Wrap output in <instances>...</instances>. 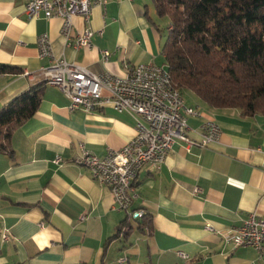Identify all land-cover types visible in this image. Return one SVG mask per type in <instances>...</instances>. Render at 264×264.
<instances>
[{"label":"crops","instance_id":"1","mask_svg":"<svg viewBox=\"0 0 264 264\" xmlns=\"http://www.w3.org/2000/svg\"><path fill=\"white\" fill-rule=\"evenodd\" d=\"M26 2L0 0V64L21 69L0 73V108L43 82L40 68L49 61L38 55L41 34L54 57L94 73L123 75L147 62L164 66L165 35L151 0H107L88 22L75 16L71 36L94 32L92 47L78 49L65 47L60 18H29ZM103 49L110 52L107 62ZM181 94L186 105L217 122L219 138L205 147L175 142L159 167L143 166L132 182L131 205L143 216L132 219L73 160L79 143L98 156L120 149L135 134L134 118L110 106L70 110L59 88L43 83L37 110L11 135L12 154L0 152V264H264V251L230 242L248 214L264 216V115ZM202 121L188 117L190 137H200Z\"/></svg>","mask_w":264,"mask_h":264},{"label":"built area","instance_id":"2","mask_svg":"<svg viewBox=\"0 0 264 264\" xmlns=\"http://www.w3.org/2000/svg\"><path fill=\"white\" fill-rule=\"evenodd\" d=\"M106 2L27 0L25 12L29 18H60V34L65 47L89 48L92 47L93 30L86 28L71 36L73 18L81 16L88 22L92 9L104 7ZM97 32L101 34V30ZM36 44L39 57L49 61L48 65L40 68L42 79L46 80V84L59 88L68 99L70 110L81 108L92 111L110 106L118 112H128L134 118L135 134L120 149H109L103 156H98L79 143L78 153L73 160L78 165L80 161H88V169L94 170L92 178L106 186L112 194L114 208L125 211L132 219L139 218L140 210L131 206L136 197L132 182L143 166L159 167L175 142H182L188 148L205 147L218 140L220 127L213 118L205 117L197 108L178 104V99L166 97L169 88L165 87L162 78V65L147 62L131 66L127 72L135 73V67H143V72L149 74V81L137 80V74L135 80H127V72L123 75L109 71L94 73L64 57H54L47 34L39 35ZM100 52L102 60L107 62L110 52L106 49ZM190 116L203 118L198 139L188 134L187 119ZM59 161L61 158L57 156L55 162ZM208 229L211 228L208 226ZM232 232L230 242L233 246H249L259 253L264 251V216L252 212ZM6 237V233H3L2 239Z\"/></svg>","mask_w":264,"mask_h":264},{"label":"trees","instance_id":"3","mask_svg":"<svg viewBox=\"0 0 264 264\" xmlns=\"http://www.w3.org/2000/svg\"><path fill=\"white\" fill-rule=\"evenodd\" d=\"M151 1L156 16L167 20L161 51L171 86L210 107L264 115V0ZM19 72L0 64V73ZM43 83L0 108V152L12 154L11 135L37 110Z\"/></svg>","mask_w":264,"mask_h":264},{"label":"bare ground","instance_id":"4","mask_svg":"<svg viewBox=\"0 0 264 264\" xmlns=\"http://www.w3.org/2000/svg\"><path fill=\"white\" fill-rule=\"evenodd\" d=\"M163 71H162V78L165 80V87L169 88L166 90V97L169 99H178V104L180 105H186L184 102V99L182 97V94L175 88H173L170 84L169 74L165 68V66L162 65ZM135 74H137V80L141 81H149V74H146L143 72V67H135V73L134 72H128L127 73V80H135ZM43 82L46 83V80H43ZM187 107H190L187 105ZM192 108V107H190ZM198 110V109H197ZM80 165L85 166L88 168V161H80ZM94 177V170H89ZM143 216V212L139 210V218Z\"/></svg>","mask_w":264,"mask_h":264},{"label":"rangeland","instance_id":"5","mask_svg":"<svg viewBox=\"0 0 264 264\" xmlns=\"http://www.w3.org/2000/svg\"><path fill=\"white\" fill-rule=\"evenodd\" d=\"M158 23H159V27L161 29V32L163 33V35H165L166 34L167 20L165 18H159Z\"/></svg>","mask_w":264,"mask_h":264}]
</instances>
